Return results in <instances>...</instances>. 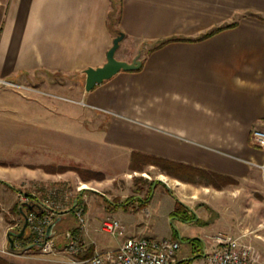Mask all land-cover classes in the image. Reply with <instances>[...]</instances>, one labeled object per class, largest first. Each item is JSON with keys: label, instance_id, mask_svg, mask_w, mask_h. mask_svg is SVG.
Returning a JSON list of instances; mask_svg holds the SVG:
<instances>
[{"label": "crops", "instance_id": "1", "mask_svg": "<svg viewBox=\"0 0 264 264\" xmlns=\"http://www.w3.org/2000/svg\"><path fill=\"white\" fill-rule=\"evenodd\" d=\"M115 7L119 20L111 26ZM116 32L124 34L116 58L139 59L141 66L79 94L82 138L64 142V149L70 163L103 174L156 168L161 178L147 181L154 182L145 185L147 190L136 187L132 198L115 186L84 189L55 219L53 239L59 224L74 217L60 241L54 240L55 251L45 254L34 247L22 254L15 248L25 242L11 248L9 236L15 231L9 218H23L13 211L18 194L28 193L18 185L31 179L34 187H45L69 176L0 166V257L9 264H74L72 259L116 250L127 237H144L179 241L173 264H208L207 254L216 247L213 237L225 234L241 237L258 262L256 244L264 239V147L254 145L251 136L253 129L264 128V0H0V82L24 86L47 75L86 77V69L105 64ZM54 108L72 120L70 107ZM54 108L45 113L54 115ZM133 153L237 183L188 181L154 165L136 171ZM50 160L39 163H55ZM76 203L84 208V224L72 211ZM178 203L186 210L180 217L173 216ZM109 217L125 226L124 237L102 230ZM76 238L84 249L72 256L65 249Z\"/></svg>", "mask_w": 264, "mask_h": 264}, {"label": "rangeland", "instance_id": "2", "mask_svg": "<svg viewBox=\"0 0 264 264\" xmlns=\"http://www.w3.org/2000/svg\"><path fill=\"white\" fill-rule=\"evenodd\" d=\"M43 84H47V86L44 87ZM85 84V76H62L58 74L47 75L44 81L29 80L25 82L24 86L13 82H0V166H23L26 169L35 170V172H47V169L41 168L42 166H48L50 169L51 167L58 168L61 166L70 168V170L63 172L67 173L69 178L59 180L45 187H34L36 184L34 181L25 179L24 187L21 188L18 185L20 190L27 192L39 190L43 194L46 187L57 185L66 187L68 191L73 192L72 197H75L81 193L77 190V187L81 184H86L87 187H84V189L88 191L103 190L104 187L115 186L121 192V196L132 198L131 196L136 193V187L147 190L146 181L161 178L160 170L145 168L143 172H137L136 174L135 172H129L118 176L109 172L108 175L101 173L104 175L102 179L96 177L86 180L87 177L92 176V172L101 171H93L85 166L81 167L80 164L69 162L71 154L65 152L64 142L69 143L72 138H82L79 123H83V119L77 118L80 116L79 110L84 107L79 94L85 90ZM36 88H41L42 93L37 92ZM59 88L64 91H53L54 89L59 90ZM53 103L54 105H50ZM59 103L71 108L72 120L64 113L58 114L59 111L54 107ZM51 107L56 111L54 115L45 113L48 108L52 110ZM38 121L49 122L43 125L42 123L38 124ZM38 125H41V127H38ZM39 142H41L40 145ZM42 159H51L50 161L55 163L42 165L39 163ZM52 174H58V172ZM105 194L114 198V193L105 192ZM7 217L9 218L10 215L8 214ZM10 218L11 226L21 221L17 217L14 221ZM73 219L74 217L70 215L59 224L56 230L57 234L54 236L57 243L61 239L63 229L72 226L70 222ZM20 227L21 224L14 230L18 232ZM262 232L264 233V228ZM256 245V251L259 253V257L257 255L258 262L264 264V239L261 244ZM17 253L23 254V250H18Z\"/></svg>", "mask_w": 264, "mask_h": 264}, {"label": "built area", "instance_id": "3", "mask_svg": "<svg viewBox=\"0 0 264 264\" xmlns=\"http://www.w3.org/2000/svg\"><path fill=\"white\" fill-rule=\"evenodd\" d=\"M252 143L264 147V128H255L251 136ZM86 184L77 187L83 191ZM64 186L46 187L42 194L39 190L32 192H19V203L22 205L33 204L34 210L27 214L28 232L32 244H41L43 253L49 254L55 251L56 243L52 237L46 239L48 227L55 219L65 214L74 203L75 197ZM81 224H84V208L78 203L73 206ZM20 223H15L11 229H15ZM102 230L114 237L125 236V226L120 220L109 217L104 220ZM216 243L215 249L207 254L208 264H259L253 255L252 247L243 242L241 237L219 234L213 237ZM180 242L167 238L149 239L144 237H127L116 250L97 252L92 256L81 260L72 259L74 264H173L180 249ZM84 246L76 238L66 246V251L78 255Z\"/></svg>", "mask_w": 264, "mask_h": 264}, {"label": "trees", "instance_id": "4", "mask_svg": "<svg viewBox=\"0 0 264 264\" xmlns=\"http://www.w3.org/2000/svg\"><path fill=\"white\" fill-rule=\"evenodd\" d=\"M117 11H118V9H117V7H115L114 10L111 12V15L109 17L111 26L116 25L118 20H119V16L117 15ZM231 26H233V24L227 25L224 27H220V28L216 29L215 31H212L211 33L207 34L205 37H208V36L218 32L224 28H229ZM116 33L120 34L121 32H116ZM169 41H171V40H169ZM146 165H154V166L158 167L159 169H161L162 171L166 172L167 174L178 177L180 179H185V180L193 181V182H195V177H199L201 179L207 180V183H214L217 186H225L228 184L237 183V181L234 180L233 178L223 176V175H220V174H217L214 172H210V171L203 170V169H198V168H195V167H192L189 165H185L182 163L169 161V160H166V159H163V158H160L157 156H153V155H147V154H142V153H133L132 163H131L132 169H138L136 171H143V167ZM41 168L47 169V172H51V173H54V172L63 173L67 170H70V168L66 167V166H61L58 168L57 167H51V169L48 166H42ZM91 175L92 176L90 178L87 177L86 180H90V179L96 178V177H99L100 179L104 178V175L101 174V172H92ZM145 184L146 185L148 184L151 187L154 184V182L149 183L146 181ZM13 211H14V213H16L17 215H19L22 218L24 213L27 215L31 210L28 207H26L25 205H22L19 203L15 206ZM183 211L184 212L186 211L185 207L181 203H178L177 208L173 212V216L180 217V214ZM182 218L189 219L190 216H185V217L183 216ZM22 221H23V218H22ZM22 226H23V223L21 224V227L18 230V232L21 231ZM13 232H16V230ZM10 239L14 242V247H15L16 241L25 242L23 248H15V250H19V251L26 249L27 246L32 244L31 240H30V235H29L28 229L26 230L24 237L11 236ZM0 264H9V263H7L5 260H3L0 257Z\"/></svg>", "mask_w": 264, "mask_h": 264}, {"label": "water", "instance_id": "5", "mask_svg": "<svg viewBox=\"0 0 264 264\" xmlns=\"http://www.w3.org/2000/svg\"><path fill=\"white\" fill-rule=\"evenodd\" d=\"M124 39V34L120 33L118 34L114 40L113 45L109 49L107 53V61L105 64L98 68H88L85 70L86 74V84L85 89L86 91H91L95 88L96 85L103 83L104 81L112 78L114 75L119 73L120 71H132L137 70L141 66V61L139 59H135L132 63H128L126 61H122L116 58V52L120 47V43ZM26 207H28L30 210H34L33 204H27ZM57 221L55 220L47 230L46 239L53 236L54 233V227L56 225ZM28 227V221H27V215L23 214V226L20 232H10L9 236H17V237H24L26 230ZM10 246L11 248H14V242L10 239ZM41 244H30L27 246V249H31L34 247H40Z\"/></svg>", "mask_w": 264, "mask_h": 264}]
</instances>
